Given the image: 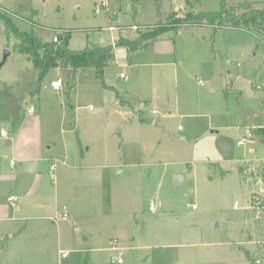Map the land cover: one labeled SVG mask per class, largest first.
Instances as JSON below:
<instances>
[{"label":"rangeland","instance_id":"rangeland-1","mask_svg":"<svg viewBox=\"0 0 264 264\" xmlns=\"http://www.w3.org/2000/svg\"><path fill=\"white\" fill-rule=\"evenodd\" d=\"M220 4L0 0V13L41 42L69 30L67 46L79 50L170 28L158 37L176 48L114 46L104 80L78 68L68 100L73 70L51 68L34 91L37 72L0 20V62L11 51L0 66V264H264V207L251 203L263 183L240 172L264 159L255 133L264 126V29L175 22ZM247 128L252 137L238 144Z\"/></svg>","mask_w":264,"mask_h":264},{"label":"trees","instance_id":"trees-1","mask_svg":"<svg viewBox=\"0 0 264 264\" xmlns=\"http://www.w3.org/2000/svg\"><path fill=\"white\" fill-rule=\"evenodd\" d=\"M0 20L4 23V34L8 42L11 38L18 40L13 44L12 50L25 55L26 59L32 63L33 68L37 72V83L34 91L37 92L39 90L42 79L51 68L64 66L70 67L73 70L71 80L66 85L68 100L70 99V92L75 79V71L78 68L94 69L96 76L103 81V70L114 59V46H123L130 51H139L144 49L160 33L170 29L160 28L148 33L139 32L138 36L134 39H129L119 34L114 45L99 46L97 44H90L86 45L83 49L72 50L67 46L70 36L69 30L58 33L57 41L41 42L32 31H19L9 15L0 13ZM180 21L188 22L186 24H208L216 28H248V26H251L250 22H253L254 26L264 29V7L262 9L252 8L248 2L230 5L226 0H221L218 9L199 12H192L190 9L186 16L183 15L179 19H175L176 23ZM70 108L73 107L70 105ZM144 120L145 118L141 117V121ZM255 133L264 142V126L257 127ZM247 169L243 166L240 167L244 180L247 177H251L254 180L259 178L264 183V159L254 162L253 169ZM251 203L253 206L264 207V195L258 194L255 197L253 194Z\"/></svg>","mask_w":264,"mask_h":264},{"label":"built area","instance_id":"built-area-1","mask_svg":"<svg viewBox=\"0 0 264 264\" xmlns=\"http://www.w3.org/2000/svg\"><path fill=\"white\" fill-rule=\"evenodd\" d=\"M106 4H101V6H105ZM95 12H98V9H95ZM114 28V27H113ZM52 40L53 41H57V35H54L52 37ZM120 78H125V74L124 73H120L119 75ZM62 85V80L61 78H57L55 80H51L50 81V86L55 89V90H58ZM29 110H32V106L29 108ZM152 112L155 113L156 110L155 109H152ZM1 134L3 136H6V132L2 131ZM252 137V131L250 129H245L243 135H241L239 137V139L237 140V143L238 144H244L245 142H247L250 138ZM50 168L53 169L54 168V164H51L50 165ZM259 193L260 195H264V183L263 185L260 187L259 189ZM7 200L13 205V206H18V198L14 195H10L8 196ZM150 209H153V205L152 203L150 204ZM67 213L66 211H63V212H59L56 214V216L54 218H52L53 221H56L58 218L60 217H66ZM68 255V252L67 251H60L59 252V258L62 259V258H65L67 257ZM117 262V263H121L122 262V259L121 258H115L113 257L112 259V262ZM255 264H261V259L256 257L255 260H254ZM58 264H60V261H58Z\"/></svg>","mask_w":264,"mask_h":264},{"label":"crops","instance_id":"crops-1","mask_svg":"<svg viewBox=\"0 0 264 264\" xmlns=\"http://www.w3.org/2000/svg\"><path fill=\"white\" fill-rule=\"evenodd\" d=\"M176 8H178V7H176ZM192 12H199V11L196 10V9H192ZM178 17H179V15H178ZM180 17H182V16H180ZM137 36H138V34H137ZM151 42H152V44H154V47L157 46L156 47V50L159 53H164V51H172V53H175L176 52L175 45H173V43L171 42L170 39L160 38V37L157 36L152 41H150L148 44H151ZM136 51H138V50H136ZM121 73H123V72H121ZM126 78H127V76L125 75V78L124 79H126ZM8 143H9V141H8ZM7 213H8V207L6 205H1L0 204V217H6L7 216Z\"/></svg>","mask_w":264,"mask_h":264},{"label":"water","instance_id":"water-1","mask_svg":"<svg viewBox=\"0 0 264 264\" xmlns=\"http://www.w3.org/2000/svg\"><path fill=\"white\" fill-rule=\"evenodd\" d=\"M10 52H11L10 49H4L3 54H2V59H1V62H0V66H2L4 64V62L6 61L7 57L10 55ZM67 84H68V81H66L65 85H67ZM6 144H8V141H6ZM180 180H181V177L179 175H176L175 176L176 185L179 184Z\"/></svg>","mask_w":264,"mask_h":264}]
</instances>
